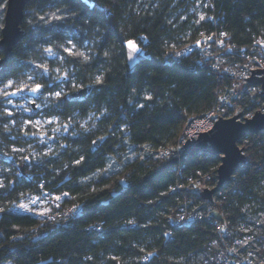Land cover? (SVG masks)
<instances>
[{"label": "trees", "instance_id": "16d2710c", "mask_svg": "<svg viewBox=\"0 0 264 264\" xmlns=\"http://www.w3.org/2000/svg\"><path fill=\"white\" fill-rule=\"evenodd\" d=\"M7 2L0 0V39ZM207 2L29 1L23 39L10 62L0 59V87L7 79L44 87L38 95L10 97L30 111L0 99V181L5 185L0 208L6 210L0 212V264H201L213 230L193 220L174 229L168 220L177 219L180 205L193 197L176 192V186L214 173L221 159L199 153L168 166L162 155L177 144L189 118L213 109L217 92L231 80L214 73L197 53L173 54L209 35L231 49L229 63H241L253 51L264 54L257 43L264 40V0ZM198 13L206 19L200 21ZM128 40L146 54L133 68L127 62ZM65 47L88 60L69 55ZM47 48L56 55L49 56ZM37 65H47L50 72ZM65 73L67 80L57 79ZM84 90L85 97H73ZM57 91L59 100L52 95ZM29 119L52 120L42 131L43 143L36 128L25 124ZM246 140L248 160L238 172L237 190L221 201L216 214L230 222L229 230L264 209V133L239 145ZM56 196L65 197L57 210L67 213L56 222L13 211L22 201L39 197L41 203Z\"/></svg>", "mask_w": 264, "mask_h": 264}, {"label": "built area", "instance_id": "2783aa9c", "mask_svg": "<svg viewBox=\"0 0 264 264\" xmlns=\"http://www.w3.org/2000/svg\"><path fill=\"white\" fill-rule=\"evenodd\" d=\"M209 36L212 37L211 40H206L205 37H208V36H203L200 38L198 43L194 45H188L181 52L177 53V57L175 58H180L186 55H192L193 53H197L200 57H206L207 56L206 53H209L208 49H211L209 44L214 43L213 42L214 39L218 40L215 35H209ZM200 48H202L201 51H199ZM262 50L264 51V49ZM212 51L213 50H211L210 53ZM209 61H210L209 66L214 73L224 74V73H221V70H222L223 72L227 73L226 74L227 77L232 79L233 73L230 68L232 66V63H229L226 57L224 56L218 57L216 55H212L211 53L209 57ZM258 62L261 64V66L264 67V54L260 55ZM239 63L240 62H236L235 65H238ZM252 66L253 65H249V68H252ZM219 92H221V90L217 92L218 100L211 111L203 114L200 117L188 119L177 144L171 148L168 161L178 158L177 160L178 162H180L182 159H184L181 156L183 154V149H184L183 147L186 144V141L188 139L192 140L193 138V140H197L199 138L198 137L199 133H205L211 130L214 127L215 123L219 120V117L228 118V117L222 116V113H224V115H227L228 110H229V105L227 104V98L224 99L222 96L219 95ZM245 165L246 164L240 166L239 170L231 176L230 182L225 183L223 187H221L218 190V192L212 195V201L210 199L204 200L202 198V192L205 189L211 190L217 187L218 182H219L218 175H217L218 168L216 171H214L215 175H212L210 173L199 174L198 177L191 180L186 187L183 188L182 186L178 185L175 188L176 192L187 191L193 197L191 199H185L183 201V203L180 205L178 209L177 219L168 220L169 226L174 229H180L184 226V224L193 220L194 225L204 223L207 227L211 228L213 232L215 233V236L207 241L206 249L201 254L203 258L202 264H224L226 260V255L224 251L230 248V246L232 248V243L230 246H228L227 241H226L227 236L230 235V234L228 235V231H229L228 226L230 222H224V221L218 220L216 218V214L218 211V206L220 205L221 201L224 198H226L227 195H231L232 193L236 192L237 185H238V178H239L238 172L241 169H243ZM51 198L52 197H46L44 198L43 202L41 203L37 202V203L45 204ZM200 199L201 201H199ZM66 214H67L66 212H62L57 209L53 211L50 210L48 212V215L46 216V219L50 222H56L59 219H62L64 216H66ZM67 216H70V213H68ZM181 217H183V219H181ZM239 224H241V222H239L237 226ZM222 227L225 229V231L223 232L220 231ZM235 243L236 242L234 241L233 245Z\"/></svg>", "mask_w": 264, "mask_h": 264}, {"label": "rangeland", "instance_id": "374dc122", "mask_svg": "<svg viewBox=\"0 0 264 264\" xmlns=\"http://www.w3.org/2000/svg\"><path fill=\"white\" fill-rule=\"evenodd\" d=\"M208 5V2L206 0V5ZM205 15L204 13H198V16ZM221 38L219 40L214 39V43H210L211 49L209 50V53H206L207 56L203 57L204 59L208 60L209 65V57L210 54L216 55L218 57H228L227 55L231 53L229 50H224V44L221 45ZM138 46V45H137ZM127 48V62L131 68L135 66V64L142 58L146 56L144 50L138 46L140 49L138 52L133 53L130 48ZM202 48H200L199 51H201ZM207 50V51H208ZM213 50L211 53L210 51ZM206 51V52H207ZM261 50L253 51V54L251 55H245L242 57V62L238 65H235L237 62H233L232 66L230 67L232 70V79L230 83L225 84V86L221 89V92H219V95L222 96L224 99L227 98V104L229 105V110L227 115H224L222 113V116L232 118L239 113L241 114V120L250 119L254 116V114L257 111L264 112V91L262 89L261 84L259 85H253L246 79L250 78L252 75V71L261 69L264 70V67L261 66V64L258 62L260 57ZM129 56L132 58L129 59ZM174 57H177V53L173 54ZM258 62V63H257ZM231 65V64H230ZM249 65H253L252 68H249ZM255 66V67H254ZM220 69V68H219ZM246 69V70H245ZM231 72V71H230ZM221 73H224L222 75L226 76L227 73L223 72L221 70ZM255 77L261 78L264 75H254ZM28 103H30L28 101ZM255 105L256 108L253 111H247V109L250 108V106ZM26 107V105H24ZM226 113V112H225ZM221 116V115H220ZM223 118V117H221ZM40 121V120H39ZM48 121L52 120H46L40 121V125L36 128L38 132L43 131L47 126L52 125V123H48ZM53 135L54 132H52ZM56 136V135H55ZM44 136H40V139L42 141L40 143H43L45 139ZM52 137V136H51ZM54 140L53 137L51 138V141ZM240 148H244V155L246 156V159L248 160V151H249V141H245L243 145H239ZM49 149H52L51 145L48 146ZM49 152L47 149L45 153ZM171 150L163 153L162 160L168 161L169 153ZM220 157V156H219ZM169 162V161H168ZM221 165V164H220ZM212 175H215L214 173H210ZM210 186V185H209ZM216 188V187H215ZM213 190V189H211ZM203 193V192H202ZM54 198V197H53ZM53 198L49 199L48 202L45 204H31L29 200L22 201L20 204H27L29 208L32 209L31 212H25L22 209L16 205L13 208L14 212L20 213V214H26L31 215L33 217L38 218L42 222H48L46 219V216L40 217L35 215V212L48 210H56L59 209L61 204L64 202L65 197H62L59 201H54ZM257 207L256 209H258ZM230 234V235H229ZM227 236V245L230 246L232 243V248H228L226 251H224L226 255V260L224 264H264V209L257 211V213L249 214L244 220L243 224H239L237 227L233 228L232 230L228 231ZM226 237V236H225ZM236 242L233 245V242ZM238 241L244 242L238 243ZM235 248L236 251L233 252L230 249ZM228 255V256H227ZM199 260L201 264L203 263L202 256L199 257Z\"/></svg>", "mask_w": 264, "mask_h": 264}, {"label": "water", "instance_id": "95a60500", "mask_svg": "<svg viewBox=\"0 0 264 264\" xmlns=\"http://www.w3.org/2000/svg\"><path fill=\"white\" fill-rule=\"evenodd\" d=\"M30 0H8L5 15V23L0 39V52L4 58L1 64L11 61L13 49L23 39L21 25L24 20V12ZM264 75V70L257 69L252 71L250 78L246 79L253 85L261 84L264 91V76L261 78L254 75ZM87 90L75 94L74 98H83ZM264 94V93H263ZM241 113L232 118H221L215 123L214 127L205 133H199L197 140H187L184 145L181 157L188 158L199 153L211 156H220L221 165L217 170L218 185L213 190L205 189L202 193L204 200H211L212 195L230 182L231 176L235 174L240 166L246 164L247 159L244 155V148H240L239 143L246 137L264 133V112L257 111L250 119L241 120ZM196 134V133H195ZM172 159L168 166L175 165L178 160Z\"/></svg>", "mask_w": 264, "mask_h": 264}, {"label": "snow or ice", "instance_id": "6c2138e0", "mask_svg": "<svg viewBox=\"0 0 264 264\" xmlns=\"http://www.w3.org/2000/svg\"><path fill=\"white\" fill-rule=\"evenodd\" d=\"M42 19H43V17H42ZM205 19H206V17L204 15H200V17H199L200 21H204ZM201 35L203 36V33ZM224 35H227V34L225 33ZM205 39L206 40H211L212 37L208 36V37H205ZM69 43H71V42L69 41ZM257 43L260 45V47L262 49H264V40L258 41ZM221 45H223V41H221ZM127 46H128V48L131 49V51L133 53H136V52H138L140 50L138 48L137 44L134 41H132V40H128L127 41ZM73 48H74V46H73ZM230 50L231 49H229V51ZM45 51L48 53L49 56H55L56 55V53L53 51L52 48H47V49H45ZM64 51L66 53H68L69 55H75L77 57L83 58V60L85 62L88 60V57L83 52H79V51L74 52L72 48H68V47H65ZM105 55H107V53H105ZM131 58L132 57L129 56V59H131ZM0 59H3V57H0ZM37 68L42 69V71L45 74H48L50 72V69H49V67L47 65H37ZM225 71H227V70H225ZM57 79L58 80H67L68 79V75H67V73H65L63 76H57ZM28 80H32V77L29 76ZM96 81H97V83H101L102 82V77L97 76L96 77ZM43 87H44V85L41 84V83H33V84H28L27 82H19V83H17L16 81H13L11 79H7L6 82L3 83V86L0 87V99H2L3 102L6 103V104H13L12 100L10 99V97L17 96V95H22L25 92H29V93H31L33 95H38V94L41 93ZM9 89H13V90L9 91ZM52 95H54V97L57 100H59L61 98V96H62V93L57 91V92L52 93ZM24 99L27 100L28 97H24ZM45 99H47V97H45ZM149 99H151V97H149ZM30 103L34 104L37 108L40 107V105L36 104V102L34 100H31ZM13 107L21 108L24 111H30V109L25 107L23 104H13ZM4 114L9 116V117L14 115L13 112L8 111L7 109H4ZM40 123L41 122L39 120L35 121L34 123L32 122L31 119L25 121V124L27 126H29V127H32V128H37L40 125ZM48 123L50 124V123H52V121H48ZM7 130H8L7 129V125H5V131H7ZM28 134H29L28 132H24V135H28ZM36 134L37 133H33V135H36ZM39 135L42 137V136L46 135V133L41 131V132H39ZM100 139H104V137H100ZM93 143H95V141H93ZM145 147H147V146H145ZM13 151L14 152H19L20 149L13 148ZM5 155H7V153H5ZM24 159L27 160L28 157H24ZM76 163L80 164L81 161L77 160ZM4 187H5L4 183L2 181H0V189H2ZM45 194L47 195V193H45ZM68 195H69V193H67V192L63 193V196H68ZM61 198H62L61 196H56L54 199L56 201H59V200H61ZM38 199H39V197H37L35 199H31L30 203L35 205L37 203ZM18 207L20 209H22L23 211H25V212H31L32 211V209L29 208V206L27 204H19ZM4 211H6L4 208H0V212H4ZM34 214L37 215V216H40V217H44V216L48 215V210L35 212ZM49 218H51V217H49ZM181 219H183V217H181ZM127 223L132 224V223H134V221H127ZM220 231L223 232V231H225V229L222 227L220 229ZM238 243H242L243 244L244 242L238 241ZM230 250L233 251V252L236 251L235 248L230 249ZM141 251H143V249H141ZM148 255L152 256L153 254L152 253H148ZM88 259H91V257H89Z\"/></svg>", "mask_w": 264, "mask_h": 264}]
</instances>
